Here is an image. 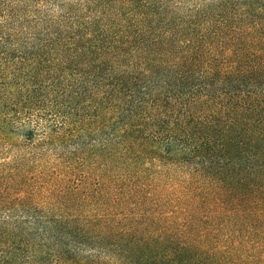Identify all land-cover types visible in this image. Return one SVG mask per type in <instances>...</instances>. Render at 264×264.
<instances>
[{"label": "trees", "instance_id": "trees-1", "mask_svg": "<svg viewBox=\"0 0 264 264\" xmlns=\"http://www.w3.org/2000/svg\"><path fill=\"white\" fill-rule=\"evenodd\" d=\"M0 264H264V0H0Z\"/></svg>", "mask_w": 264, "mask_h": 264}]
</instances>
